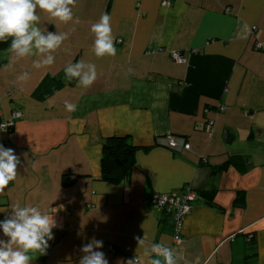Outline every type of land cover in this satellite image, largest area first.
Masks as SVG:
<instances>
[{
	"label": "crops",
	"instance_id": "1",
	"mask_svg": "<svg viewBox=\"0 0 264 264\" xmlns=\"http://www.w3.org/2000/svg\"><path fill=\"white\" fill-rule=\"evenodd\" d=\"M38 13L42 29L69 34L54 64L37 69L36 57L14 60L9 45L0 47L1 110L23 112L0 130V144L20 159L0 192V221L19 204L57 223L46 254L32 253L31 264H79L93 237L109 264L136 255L147 264L136 239L144 235L146 246L172 248L179 264H264V0H78L67 24ZM103 14L115 56L94 52L91 26ZM80 60L97 69L87 89L65 78V66ZM25 71L30 78L18 80ZM124 135L139 147L131 178L104 181V140ZM168 135L191 148H169ZM210 189L213 203L198 196ZM159 192L196 194L181 241L152 201ZM0 239L7 240L2 229Z\"/></svg>",
	"mask_w": 264,
	"mask_h": 264
},
{
	"label": "clouds",
	"instance_id": "2",
	"mask_svg": "<svg viewBox=\"0 0 264 264\" xmlns=\"http://www.w3.org/2000/svg\"><path fill=\"white\" fill-rule=\"evenodd\" d=\"M77 3L78 0H0V41L7 42L11 38L8 50L14 60L36 57L34 68L50 66L55 62L53 53L61 49L69 34L42 29L39 26L38 9L47 13L50 18L67 24L74 20L73 9ZM76 22L78 23V19ZM91 31L95 35V55L115 56L111 17L101 15L99 21L92 24ZM64 73L67 80L75 79L78 86L85 89L97 79L96 65L83 60L66 65ZM17 78L26 81L30 78V73L25 71ZM65 107L67 111L73 112L77 106L65 102ZM19 164L20 159L14 150L0 144V192L16 179ZM10 209L11 214L0 221V229L7 237V240L0 239V264H31L32 253L46 254L57 223L53 215L42 211L38 206L15 204ZM136 239L138 250L143 248V255L149 258L147 264H179L177 253L164 242L146 246L145 235ZM101 248L103 241L93 237L90 242L81 246L83 255L79 264H109L105 253L98 250ZM126 264H139L137 255L135 259H128Z\"/></svg>",
	"mask_w": 264,
	"mask_h": 264
},
{
	"label": "trees",
	"instance_id": "3",
	"mask_svg": "<svg viewBox=\"0 0 264 264\" xmlns=\"http://www.w3.org/2000/svg\"><path fill=\"white\" fill-rule=\"evenodd\" d=\"M11 38L7 42L0 41V47L3 45H10ZM137 147L131 140L130 136H111L104 140L103 153L101 161V179L114 184H119L123 181L130 180L132 172L136 164V152ZM234 157L232 160L227 161L225 164L215 168L213 173L218 172L228 166L230 163H234ZM215 189L201 190L198 196L205 198L207 201L213 203L215 198ZM245 194L241 191L237 192L234 199V204L241 206L244 205ZM165 218L164 227H170L174 232L176 231V219L174 214L167 212ZM252 248H255V243L251 242ZM251 248V249H252ZM250 255V254H249ZM248 255V256H249ZM251 263V261H247Z\"/></svg>",
	"mask_w": 264,
	"mask_h": 264
},
{
	"label": "built area",
	"instance_id": "4",
	"mask_svg": "<svg viewBox=\"0 0 264 264\" xmlns=\"http://www.w3.org/2000/svg\"><path fill=\"white\" fill-rule=\"evenodd\" d=\"M169 4V2H167ZM122 40L120 39L119 42ZM172 56L178 62H184L185 57L181 51H174ZM23 112L20 109H15L12 111L10 116H4L3 111L0 106V130L8 131L12 128L16 122L21 119ZM166 144L169 148L175 151H181L182 149H190L191 143L187 141L185 137H178L175 135H168L166 137ZM196 198L194 192H188L183 196L168 195L166 193H154L152 201L163 207L167 212L174 214L176 219V231L175 240L181 241L182 237L180 235V227L185 218L186 214L192 209L193 201Z\"/></svg>",
	"mask_w": 264,
	"mask_h": 264
}]
</instances>
